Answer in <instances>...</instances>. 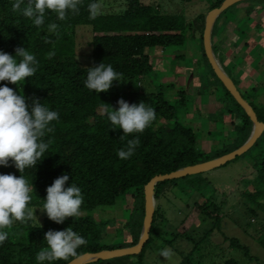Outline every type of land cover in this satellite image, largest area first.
Here are the masks:
<instances>
[{"label": "trees", "instance_id": "1", "mask_svg": "<svg viewBox=\"0 0 264 264\" xmlns=\"http://www.w3.org/2000/svg\"><path fill=\"white\" fill-rule=\"evenodd\" d=\"M207 1L210 10L218 7L222 0ZM14 2L15 0H0V52L15 56L16 48H26L38 61L37 71L24 82L11 84L0 81V86L7 85L12 88L16 94L24 96L29 105L34 98L38 99L43 106L56 111L59 119L50 124L53 131L46 133L43 138L44 142L49 144V148L35 167L26 168L20 173L10 161L8 167L0 166V174H13L17 177L23 175L29 181L33 186L29 208H42L46 188L61 175H68L69 180L65 187L70 184L79 187L83 195V204L79 217L67 218L62 224L49 220L47 216L43 217L40 224H32L30 220L25 223H14L13 225L26 228V244L17 250V255L24 256V259L21 260L18 256L14 261V248L17 244L13 243L8 235L6 241L0 244V264H39L36 255L47 247L45 233L69 227L87 241L86 245L77 249L78 255L133 246L139 236L143 217L142 189L150 178L228 153L239 147L250 132L251 123L248 117L217 80L204 56L201 42L203 18L198 27L194 20L185 21L181 13H160L156 8L144 5L139 0H128L126 8L121 13L100 14L96 19H90L88 5L96 0H83L78 14L69 12L67 19L60 21L49 11L46 13L44 25L36 27L21 12L12 11ZM241 3L252 4L246 8L245 15L257 10L258 7L264 10V1L261 0ZM238 4L240 3L224 10L212 26L210 39L214 54L217 53L218 44L215 45L212 41L218 30V22L228 10ZM24 6L21 5L22 8ZM50 23L58 25L57 33H50L47 30ZM76 26H88L93 33L89 44L88 66H80L76 62L73 43L66 33L67 29ZM196 29L200 31L196 39L198 61L205 68L203 75H196L199 81L196 93L208 94L211 90L218 92L219 89L217 101L223 105L220 113L229 114L239 120V124L233 127L230 140L215 150L204 153L196 148V132L180 120V116L186 111L188 99L181 88L176 89L171 83L159 84L158 89L153 92L134 90L125 93H95L85 87L88 68L101 62L112 65L116 72L122 74L121 81L132 82L148 76L155 67V58L153 53H149L150 50L165 51L181 47L193 39L192 35ZM49 52H55L51 59L47 58ZM173 57L181 58V55ZM16 59L19 62L20 57ZM223 70L226 73V69ZM230 79L237 89L236 79L232 77ZM167 87L174 91L172 101H169L162 92V88ZM262 88L264 83L259 87L250 88L245 95L243 93L240 95L255 113L257 121L264 125V93H259ZM258 98L262 100L258 101ZM120 99L130 105L144 102L154 109L156 118L143 133L124 136L121 129H112L113 126L104 110L105 108L109 111L117 110L119 107L117 101ZM134 138L139 139L134 154L129 159L121 160L117 155L118 150L126 149L128 140ZM239 157L247 158L246 162L254 173L252 179L254 190L243 192V197L264 215V130L254 144ZM179 181H183L180 187L183 193L186 191L199 193L208 184L201 174L159 182L154 187V199L158 200L165 185L175 187ZM127 195L130 197L129 214L120 228L125 231L122 234L124 238L120 242L103 245L100 241L101 236L106 227H111L114 222L95 221L92 213L97 209L113 206L117 201L126 202ZM202 210L208 215L204 208ZM157 213L158 211L154 209L148 239L141 251L131 255L136 257L138 262L149 243V234ZM121 230L118 229L116 232L121 234ZM231 244L244 250L235 241ZM131 256L98 260L89 264H116ZM44 264L49 262L45 261ZM178 264L198 263L186 256ZM221 264L237 262L226 259Z\"/></svg>", "mask_w": 264, "mask_h": 264}, {"label": "rangeland", "instance_id": "2", "mask_svg": "<svg viewBox=\"0 0 264 264\" xmlns=\"http://www.w3.org/2000/svg\"><path fill=\"white\" fill-rule=\"evenodd\" d=\"M127 1L96 0L102 6V14L121 13L126 8ZM139 2L156 8L160 13H181L185 21L194 20L198 27L208 11L207 0L188 2L139 0ZM249 6L251 5L248 3L238 4L222 16L220 20L229 21L230 24H227L225 38L217 43L218 45L215 44L218 49L215 57L219 64L222 60L228 63V66L231 65L232 73L240 72V76L245 74L244 78L238 79L239 93L243 95L251 86L261 82L263 84L261 77L257 83L253 80V73L264 72V10L258 7L257 10L245 15V10ZM199 32V29H196L192 36L198 38ZM66 33L73 43L76 62L80 66H88L89 44L93 36L89 27L76 26L67 29ZM233 38H236L234 42ZM196 39L189 40L181 47L171 48L172 51L171 49L150 50L149 53H153L155 58V67L148 76L132 82L113 81L106 92L125 93L134 90L153 92L158 89L159 84L169 83L177 89V84L185 81L183 91L188 103L180 120L196 132V148L207 153L230 140L233 127L239 124V120L229 114L220 113L223 105L218 101L216 102L219 107L216 111L210 110L212 108L208 109L203 104L207 94L196 93L199 85L195 77L205 72V68L198 61L199 50ZM213 40V44L216 43V38ZM175 55H181V58H174ZM182 76L184 79L179 81ZM229 76L231 77V73ZM162 92L169 101L173 100L174 91L169 87L162 88ZM219 93V89L214 93L217 94L216 100ZM259 93L263 94L264 88L260 89ZM208 94H212V90ZM197 96L202 97V107L197 104L199 103ZM260 100L262 98H258V101ZM214 102L211 99L210 104L216 106ZM246 161L247 158L238 157L227 162L223 167L202 173L208 184L199 193L191 191L183 193L180 190L183 181H179L175 187L165 185L158 200H154V209L158 211V215L154 219L149 234L150 240L143 250L140 261L131 256L116 264H170L159 255L163 248H171L175 252L173 260L177 264L186 256L198 264H221L226 259H233L237 264H263L264 215L243 197V192L254 190L252 185L254 173ZM129 202L130 197L127 195L126 202L117 201L113 206L100 208L92 213L95 221L114 222L111 227H106L101 236L100 241L103 245L120 242L124 238L122 234L125 231L120 228L128 217ZM203 208L208 215L202 212ZM30 209L34 212L33 219L30 220L32 224H40L43 217L47 216L40 210L41 208ZM118 229L121 230V234L116 232ZM4 231H7L13 243L17 244L14 248V261L18 256L23 260L24 256L17 255V250L26 244V228L13 225ZM232 241L244 250L233 247Z\"/></svg>", "mask_w": 264, "mask_h": 264}, {"label": "clouds", "instance_id": "3", "mask_svg": "<svg viewBox=\"0 0 264 264\" xmlns=\"http://www.w3.org/2000/svg\"><path fill=\"white\" fill-rule=\"evenodd\" d=\"M82 2L83 0H26L25 4V0H15L12 11L21 12L34 26L41 27L47 12L54 13L58 20L64 21L69 12L78 14ZM22 4L25 5L23 8ZM88 11L89 18L96 19L102 14V6L98 2L90 3ZM47 30L55 34L58 25L50 23ZM54 55L55 52H49L47 58L51 59ZM16 57H20L19 62ZM37 64L35 55L23 47L15 49V56L0 52V81L11 84L24 82L35 74ZM121 79L122 74L116 72L112 65L101 62L88 68L85 87L95 93L106 92L113 81ZM117 104V110L109 111L105 108L104 111L112 129H121L124 136L143 133L156 118L154 109L144 102L130 105L120 99ZM58 119L59 114L43 106L38 99L34 98L29 105L25 97L16 94L12 88L0 86V166L8 167L11 161L20 173L26 168L35 167L49 148L43 138L46 133L53 131L50 124ZM138 145V138L128 140L127 148L118 150V157L121 160L129 159ZM68 180V175H61L46 188V197L40 209L49 220L57 224L81 214V189L75 184L65 187ZM32 191L33 186L23 175L17 177L13 174H0V244L8 238V232L4 229L11 228L16 222L25 223L33 219L34 212L29 208ZM44 240L47 247L36 255L39 264H44L45 261L49 264L55 261L70 264L71 258L78 255L77 249L87 243L84 237L70 227L60 231L49 230L45 233ZM159 255L170 264H177L173 260L175 252L171 248H163Z\"/></svg>", "mask_w": 264, "mask_h": 264}, {"label": "water", "instance_id": "4", "mask_svg": "<svg viewBox=\"0 0 264 264\" xmlns=\"http://www.w3.org/2000/svg\"><path fill=\"white\" fill-rule=\"evenodd\" d=\"M246 1L252 0H222L218 7L212 8L206 12L203 18V28L201 33L203 53L213 74L223 86V88L232 97L235 103L244 111L251 123L250 132L246 140L236 149L216 158L200 162L191 166L182 167L168 174L156 175L150 178L142 189L143 217L141 222L140 233L136 243L130 247L101 250L96 253H84L71 259L70 264H89L94 263L98 260L104 261L138 254L141 251L142 246L148 239V233L151 226L154 211V187L157 183L173 179H179L185 176L202 174L217 169L222 165L226 164L227 162H230L244 154L259 138V136L264 130V125L261 122L257 121L255 113L253 112L251 107L247 104V102L242 99L240 93L232 83L231 79L222 69L221 65L215 57V54L212 52L210 39L211 29L216 18L230 6ZM66 264H69V262H67Z\"/></svg>", "mask_w": 264, "mask_h": 264}, {"label": "crops", "instance_id": "5", "mask_svg": "<svg viewBox=\"0 0 264 264\" xmlns=\"http://www.w3.org/2000/svg\"><path fill=\"white\" fill-rule=\"evenodd\" d=\"M241 4V3H240ZM250 5H252V4H250ZM224 21H226V20H220L219 22H218V30H217V33H216V35H215V37L214 38H216V43H214V44H219V42L221 41V40H223L224 38H225V36H226V27H227V24H230L229 23V21L227 22L226 21V23H224ZM236 28V26L234 27V29ZM234 29H233V32H234ZM194 39H196L195 38V36H192ZM213 38V39H214ZM236 40V38H233V42ZM214 41V40H213ZM220 65H221V67L223 68V69H226V74L229 76V74L231 73V77L232 78H234V79H236V82H237V90L238 91H240V89H239V84H240V80H238L239 78H244L245 77V74H243L242 76H240V72H236L235 74L234 73H232V70H231V65L230 66H228V63H226V62H224V61H222L221 60V62H220ZM225 72V71H224ZM254 74V75H253ZM252 75V77H253V80L254 81H256V83L258 82V79H259V77H261V79H263L262 81H263V83H264V78H262V76H264V72H260L259 74L257 73V74H255V72L253 73ZM240 76V77H239ZM230 77V76H229ZM230 77V78H231ZM189 78V77H188ZM197 80H198V78L197 77H195ZM184 79V76H182L180 79H178L179 81H181V80H183ZM185 82V81H184ZM184 82L183 81H181V83L178 85L177 84V86H178V88H181L182 90H183V87H184ZM197 84L199 85V81H197ZM261 84H262V82L261 83H258V84H255V86H261ZM254 85L253 86H251V88H253V87H255ZM185 88V87H184ZM193 88H195V87H193ZM214 93L215 92H212V94H207L205 97H204V106L205 107H207L208 109L209 108H212V109H210V110H217L218 109V104H217V100H216V98H217V94H215L214 95ZM210 97H211V99L212 100H214L215 102H214V104L216 103V106H214V105H212V104H210L211 103V99H210ZM201 101H203L202 100V97L201 96H197V102H199V103H197L200 107H202V104H201ZM209 103V104H206V103ZM214 106V107H213ZM216 108V109H215ZM227 119H229V118H226V120ZM224 123V122H223Z\"/></svg>", "mask_w": 264, "mask_h": 264}]
</instances>
